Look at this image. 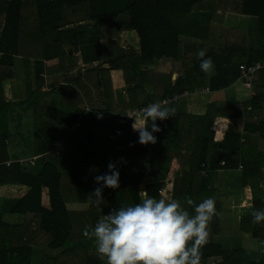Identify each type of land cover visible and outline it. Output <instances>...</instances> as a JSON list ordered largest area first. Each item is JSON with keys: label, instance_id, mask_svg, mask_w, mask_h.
Returning a JSON list of instances; mask_svg holds the SVG:
<instances>
[{"label": "trees", "instance_id": "1", "mask_svg": "<svg viewBox=\"0 0 264 264\" xmlns=\"http://www.w3.org/2000/svg\"><path fill=\"white\" fill-rule=\"evenodd\" d=\"M219 9H224L222 19L228 10L254 18L259 45L241 28H229L222 45L182 39V35L189 34L183 33L175 22L178 16L207 12L214 20ZM99 25L112 33L123 25L136 31L140 50L107 61L113 69L123 70L131 87L129 94H137L136 97L115 111H110L109 106L87 112L64 104L57 107L41 103L35 111L48 119L42 123L43 138L38 151L41 156L34 158L33 166L19 160L10 165L4 163L9 155L6 140L13 137V131L6 120L12 104L6 101L3 84L15 78L17 58L23 57L27 71L35 60L38 64L35 78L43 83L45 60L59 41H48L47 32H78ZM190 30L187 26L185 31L191 33ZM200 49H206L214 61V70L208 73L200 70ZM161 59L179 62L183 74L173 77L171 73L149 69ZM260 61H264V0H0V186L30 187L22 198L1 200L0 264H33L38 252L39 264H106V258H101L87 243L94 238L91 230L85 236V224L72 217L66 208L70 198L91 203L87 213L91 220V215L99 220L113 209L141 203L146 196L176 199L179 203L190 199L198 204L210 198L211 193L214 197L210 184L213 174L240 169L242 189H252L253 212L264 210V190L260 186L264 153L246 142L248 135L264 137V68L254 77L250 100L214 101L203 115L180 109L167 120L156 121L160 131L154 133L155 143H139L138 133L132 130L135 119L126 116L129 110L186 92L229 89L240 79L244 66ZM97 72L100 78L95 85L106 87L105 95L109 97L112 94L109 69L101 67ZM29 80L27 102H35V97L40 102V97L50 94L39 87L32 90ZM146 85L153 87V93L148 94ZM138 94L145 95L138 97ZM98 113L103 117L98 118ZM235 119H244L242 132L228 128ZM74 124L78 126L59 140L64 132L58 125L72 128ZM58 141L62 144L55 149ZM121 157L124 162L117 165L120 187L105 188L104 199L97 205L92 194L98 186L94 176L106 172L110 160L119 161ZM141 165L148 168L138 178L130 177L131 170ZM166 179L171 181L170 199L159 193ZM44 189L49 191V207L43 204ZM4 213L23 215L24 220L20 224L6 222ZM236 217L239 220L238 210ZM249 218L253 221V213ZM220 219L216 209L210 225L219 226ZM254 225L253 235L264 247V222ZM45 237L49 239L46 246L35 251ZM212 257L223 258L216 264H264L252 261L244 249L226 250L208 240L201 249L200 264H209Z\"/></svg>", "mask_w": 264, "mask_h": 264}, {"label": "crops", "instance_id": "2", "mask_svg": "<svg viewBox=\"0 0 264 264\" xmlns=\"http://www.w3.org/2000/svg\"><path fill=\"white\" fill-rule=\"evenodd\" d=\"M223 12L224 10L219 9L217 11V14L215 15L214 20H211L209 18L207 12H200L193 15L178 16L175 19V22L179 27L182 28L183 33L185 32L189 34V35L186 34L182 35V39L194 43L208 42L210 44L222 45L225 41L227 30L229 28H241L249 33V36L251 37L252 40H254V43L259 45L260 43L258 37L259 31H258L257 22L256 21L254 22L255 20L254 18H251V16L249 15L240 14L238 12L228 11L224 13L226 15L225 18L222 19L220 18V16H222ZM254 24L256 28L254 31H252ZM187 26H190L191 33L185 31ZM122 28H124V31H127V35L133 38L132 40H134L135 50H140V39L136 31L129 29L126 26L125 27L123 26ZM81 30L82 29L78 31ZM18 59L19 62L17 61ZM17 60H16V76L14 79H9L8 81L9 84L11 85V88H13V92L8 93L4 87V95L6 97V101L14 105L10 108V118H12L11 121L12 123L15 122L16 119L18 120L16 115L19 116V114L21 113V116H23L24 114H28V111L32 113V115H36V120L39 118L40 123L39 125H37V129H34V131L39 129L42 130L43 121L48 120L46 119L45 115H40L38 114V111H35V109H37L38 105L40 106L41 103L43 105L51 104L57 107L64 104V105H69L71 107H75L76 109L85 110L87 112L91 111L94 108L99 109V108H106L109 106L111 107L110 111H115L120 107L122 109L123 104L128 103L130 101V98H135L137 95V94H129V88L131 87H129V85H127L126 83L123 70L113 69L112 66H110L108 63L105 66L103 65L102 67L109 69L108 74L112 82V94L109 97L105 95L106 87H97L95 83L94 85L85 83L83 82L82 76L78 77L88 69V65H90V62H85L81 65H77L75 66V68H71L69 70H66L65 68L58 70L49 69L48 66L45 65L44 79H43V83H41L38 82L35 78L36 70L38 68V64L35 60L31 61L30 64L31 69L29 71L26 70V63L23 61V57H18ZM46 61L47 60H45V63ZM22 64H24V66ZM18 66H19V70H17ZM79 69L81 70L78 72ZM149 69H154L158 72H163V73H171L173 77L176 76L179 77L183 74L180 63L171 59L157 60L154 65L149 66ZM28 73L30 75L29 77H27ZM17 80L25 83V86L27 88L26 93L25 92L21 93L20 82H15ZM28 80L29 83L32 85L31 88L32 90L37 89L39 87L42 90L49 92L50 94L48 95L44 94L42 97H40L39 98L40 102L38 101V97H35L37 98L36 103L31 101L27 102L30 94L28 92V88H29V86L27 85ZM55 81H58V83H55ZM61 86L71 87L72 94L70 93L64 94L62 89H60L62 90L61 93L57 92V90ZM242 87L243 85L240 79H238L232 87L223 91L211 92L205 90L202 92H194V93L186 92L182 95L175 96L179 98L177 102L173 101V98H166L163 99L161 102L163 103L164 100H170L169 103L167 104L163 103V104L170 108H174L175 106L179 107L178 109H175L174 114L178 113V111L182 109L192 114L203 115L207 111L208 104L214 101H226L231 99L237 102H244L246 100H250L254 94L252 88L250 90L249 89L244 90V88ZM146 89L148 94L153 93L154 89L151 85H146ZM240 89L243 90V92H241ZM24 94H27V96H24ZM143 95L145 94H138V97H142ZM18 103L21 104L20 105L21 108L17 107ZM81 117H83V115H80V118ZM27 118L28 115H26V117L23 118L22 120L23 124L24 122H27L26 121ZM140 118L138 117L137 119L139 120ZM58 126H60V129L64 132V134L65 132L67 134L68 132L74 129V125L72 128L66 127L64 125H58ZM228 128L234 130L238 129L240 132H242L244 128V119L232 120ZM9 129L12 130L10 126ZM65 136L67 135H64L63 139ZM246 137H247L246 142H249L250 145L256 147L258 152L264 153V137H259L256 135L253 136L248 135ZM6 141L8 144L7 147L15 145L14 136ZM58 142L56 144H58ZM16 146H18V143ZM32 146L34 150L33 155L32 154L27 155L26 152L23 151L20 152L17 149L18 152L22 153L23 155L15 156V158H12L10 155H8L4 163L8 161L15 162L23 159L26 160L27 158H32L37 156L38 154L36 155L37 151H35V149L37 150V148L35 147V144H32ZM147 168H148L147 165L144 166L141 165L139 167L132 169L130 172V177L138 178L142 174L143 170H146ZM239 170H235V171L221 170L213 174L210 178L211 189L215 191L214 197H213V193H211L210 198H213L215 200V204H217L216 209L219 212L221 219L219 226L217 225H215V227L211 226L209 222L208 240L217 244H221L223 248H225L226 250L233 251L236 249H244L247 251L249 258L252 261L264 262V259H261V254H260V258H254L252 256V254L259 253L260 249L264 250V247H261L259 240L256 239L255 236L253 235L254 233L253 227L255 225L254 222L251 221V218H249L253 213L252 189L250 187H244L242 189L241 187L242 178L239 175L240 172ZM260 186L264 190V177L260 182ZM29 191H30V187L26 185H18V184L2 185L0 186V203L2 199L22 198ZM168 192L170 191H167L164 195L165 197L170 199L169 197L170 195ZM199 194L200 193L198 192V194L196 195L198 196ZM143 198H152V196L149 197L146 196ZM187 201L188 200L185 199L182 202H180V204L182 205V207L188 210L190 214L194 215L193 206L189 205ZM43 204L46 207L50 206V197H49L48 189H44L43 191ZM65 205L68 211L72 212V217L81 219V223L83 225L85 224L84 227L87 226L89 230H92L95 224L98 222L97 218H94L93 215H91L93 219L91 220L89 218V214H87L91 208V203L79 201V199L76 200L75 198H70L68 201H66ZM237 210L239 211L240 214L239 220H237L236 217ZM83 214H87V215L84 216ZM3 218L6 222H10L12 224H18V223L20 224L24 220L23 215L10 214V213H4ZM15 218L18 219L14 220ZM4 231L5 230H3V232ZM87 243L88 244L90 243V246L93 245L92 249L96 250L95 244H93L94 238L91 241H88ZM257 245L261 247L259 248V250L257 249ZM222 261H223L222 257H212L209 260V264L221 263Z\"/></svg>", "mask_w": 264, "mask_h": 264}, {"label": "clouds", "instance_id": "3", "mask_svg": "<svg viewBox=\"0 0 264 264\" xmlns=\"http://www.w3.org/2000/svg\"><path fill=\"white\" fill-rule=\"evenodd\" d=\"M198 57L202 72L214 70L206 49H200ZM174 112V108L156 101L142 110L139 120L135 114L127 115L135 118L132 129L138 133V142L146 145L156 142L154 133L160 131L156 121L167 120ZM97 115L103 117L102 113ZM120 162H124L123 157L110 160L107 171L94 176L98 186L92 194L97 205L104 199L105 188L120 187ZM187 203L193 206L194 215L176 199L154 197L111 210L91 230L97 254L106 258V264H200L201 249L209 239L208 224L216 214L215 200L206 198L197 204L189 199ZM253 222H264V210L253 212ZM83 233L90 235L87 226Z\"/></svg>", "mask_w": 264, "mask_h": 264}, {"label": "rangeland", "instance_id": "4", "mask_svg": "<svg viewBox=\"0 0 264 264\" xmlns=\"http://www.w3.org/2000/svg\"><path fill=\"white\" fill-rule=\"evenodd\" d=\"M229 1L231 2L233 0H229ZM221 10H224V9H221ZM228 11H231V10H228ZM123 26L125 27V25ZM255 28L256 27L254 24L252 31H254ZM46 39H48V41H51V39H59V41L57 42L58 44L56 43L58 45L56 49L55 48L50 49V52L48 54L49 55L48 60L46 61L45 65H47L49 69L58 70V69L65 68L66 70H69L72 67L75 68V66L77 65H81L85 62H90V65H88V69L82 75L78 77L82 76L83 82L91 84V85H94V83L97 82L98 79L100 78L97 72L98 68H101L103 65L105 66L109 59H114L115 57L119 56V54L129 53L135 50L134 40H132L133 38L131 36L127 35V31H124V28H120L119 30H117L116 33L115 32L112 33L110 30L107 29V27L103 25H99L96 28H93V27H90L88 29L84 28L82 32L78 31V32L57 33L54 30H50L49 32H47ZM17 61L19 62V59ZM22 65L24 66V64ZM17 70H19V66L17 67ZM80 70L81 69H79L78 72ZM8 81L9 80L4 81L3 89L5 87L8 93H12L13 88H11V85L9 84ZM15 82H20L21 93L23 92L26 93L27 88L25 86V83L22 81H18V80ZM55 83H58V81H55ZM60 89L63 90L64 94H69V93L72 94L71 87L67 88L66 86L64 87L61 86L57 90V92L61 93L62 90ZM245 89L247 88H244V90ZM241 92H243V90H241ZM24 96H27V94H24ZM33 100L36 103L37 98H34ZM20 105L21 104L18 103L17 107H20ZM12 106L14 105L12 104ZM10 108L8 109V112L6 113L8 114L6 115V120L9 126L12 128L13 136L15 139V145L8 147V154L12 158H15V156H19V155L22 156L23 154L20 153L21 151L26 152L27 155H31V154L33 155L34 150L32 149V153H31L29 152V149L32 144H35V147L37 148V150L35 149V151H37L36 155L37 154L38 155L32 158H27L26 160L23 159L26 162L25 164L27 166H33L34 164L30 163V161L28 160L41 156L39 155L40 153L38 151L40 150L39 146L43 138V130L39 129V130L34 131V129H37V125H39L40 120L38 117H37L38 119L36 120V115H32V113L28 111V114H24L23 116H21V113L19 114V116L16 115L18 120L16 119L15 122L12 123L11 122L12 118H10ZM26 115H28V118L26 119L27 122H24L23 124L22 120L24 117H26ZM77 126L78 124H74V129ZM54 132L58 134L56 131ZM70 132L64 135H68ZM62 139H63V136L60 137V140ZM17 143H18V146H16ZM61 144H62L61 142H58V144H56L55 146V149H58L61 146ZM17 149L20 152H18ZM17 219L18 218H15L14 220H17ZM48 241L49 239H46L45 237V239H43L41 243L35 246L36 247L35 251L37 250V247H41V248L45 247ZM259 248L261 247L257 245L258 250ZM260 252L257 254H252V256L254 258H260V254H261V259H264V250L260 249ZM39 262H40V257H39V252H38L33 257V264H39Z\"/></svg>", "mask_w": 264, "mask_h": 264}, {"label": "built area", "instance_id": "5", "mask_svg": "<svg viewBox=\"0 0 264 264\" xmlns=\"http://www.w3.org/2000/svg\"><path fill=\"white\" fill-rule=\"evenodd\" d=\"M263 68H264V61L257 62L253 65H250V66H244L242 73H241V77H240V81H241L243 87L247 88V89H251L256 73ZM178 100H179L178 97L173 98V101H175V102H177ZM169 102H170V100H164L163 101L164 104H167ZM144 108L145 107H142L141 109L129 110L127 112V114L128 115L135 114L137 117H141L142 110ZM127 114H126L127 118H129V119L134 118V117L128 116ZM34 161H35V159H31L30 163L34 164ZM19 162H21L22 164L25 163L24 160H20ZM7 164L10 165L11 162H8ZM240 168H243V166L241 165ZM203 175H206L205 171L203 172ZM170 187H171V181L169 179H166L164 181L163 186L161 187L159 193L162 195L165 194L169 190Z\"/></svg>", "mask_w": 264, "mask_h": 264}]
</instances>
